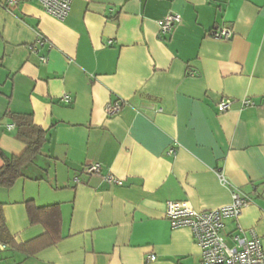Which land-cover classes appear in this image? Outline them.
<instances>
[{
  "label": "crops",
  "instance_id": "obj_1",
  "mask_svg": "<svg viewBox=\"0 0 264 264\" xmlns=\"http://www.w3.org/2000/svg\"><path fill=\"white\" fill-rule=\"evenodd\" d=\"M170 11L181 21L161 34ZM221 27L229 39L209 35ZM37 35L47 42L35 51ZM226 98L235 102L219 111ZM116 99L120 111L105 114ZM6 113L31 115L47 138L23 176L0 187L21 247L0 250V264H201L191 230L165 217L167 202L214 209L235 189L250 201L225 219L226 242L238 226L253 230L264 253V0H74L63 21L36 0L0 6V149L19 155ZM94 162L101 173L86 174ZM30 200L58 205L54 243L28 244L45 232L29 222Z\"/></svg>",
  "mask_w": 264,
  "mask_h": 264
},
{
  "label": "built area",
  "instance_id": "obj_2",
  "mask_svg": "<svg viewBox=\"0 0 264 264\" xmlns=\"http://www.w3.org/2000/svg\"><path fill=\"white\" fill-rule=\"evenodd\" d=\"M32 0H0V6L10 8L19 3H26ZM41 9L48 15L59 21H63L69 14L71 4L74 0H36ZM181 16L176 12H168L159 20V29L161 34H171L180 23ZM209 35L215 39L227 40L232 33L225 27L215 28ZM47 39L42 35H37L35 43L31 46L32 50H37L38 46H43ZM111 44V41H108ZM41 62H46V57H39ZM64 100H67L65 95ZM235 101L229 98L221 99L217 103L219 111L230 109ZM243 107L255 106V102L250 97L239 100ZM123 102L119 99L109 101L105 104L104 112L112 115L120 111ZM13 124L7 125V129H12ZM168 153L174 155L175 149L170 147ZM83 171L86 174H100L101 165L97 162L89 163ZM104 181L113 185H120L121 179L107 173L103 175ZM78 181V178H74ZM221 181L225 179L221 177ZM232 201L229 205L217 207L214 209L197 210L191 206L188 201H168L165 210V217L171 222L173 227H187L191 230L195 243L200 250L201 264H264V253L261 240L253 231L245 235L241 227H237V233L231 236L232 245L226 242L224 235L225 219H236L244 206L249 203V198L242 195L238 190H233ZM5 249V245L0 243V250ZM151 262L156 256L149 254L146 257Z\"/></svg>",
  "mask_w": 264,
  "mask_h": 264
},
{
  "label": "trees",
  "instance_id": "obj_3",
  "mask_svg": "<svg viewBox=\"0 0 264 264\" xmlns=\"http://www.w3.org/2000/svg\"><path fill=\"white\" fill-rule=\"evenodd\" d=\"M15 127V137L25 145L24 151L19 155H8L0 149L2 164L0 165V187H11L23 176V169L33 162L41 153L46 141L47 134L44 129L33 122L29 114L6 113ZM26 208L29 222L40 223L44 226L45 232L30 243H37L36 247H42L54 243L60 237V211L58 205L37 206L33 201H26ZM0 242L5 246H15L13 236L5 226L2 204L0 203Z\"/></svg>",
  "mask_w": 264,
  "mask_h": 264
}]
</instances>
